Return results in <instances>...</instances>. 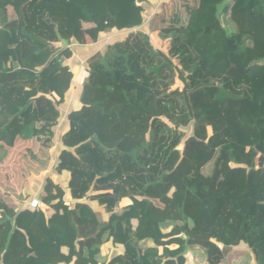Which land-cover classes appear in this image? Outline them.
<instances>
[{
    "label": "trees",
    "instance_id": "obj_1",
    "mask_svg": "<svg viewBox=\"0 0 264 264\" xmlns=\"http://www.w3.org/2000/svg\"><path fill=\"white\" fill-rule=\"evenodd\" d=\"M147 2L0 0V264H100L101 248L196 264L238 246L264 264V0H196L183 25H157L165 56L135 32ZM112 33L128 36L88 59L65 110L58 44Z\"/></svg>",
    "mask_w": 264,
    "mask_h": 264
},
{
    "label": "rangeland",
    "instance_id": "obj_2",
    "mask_svg": "<svg viewBox=\"0 0 264 264\" xmlns=\"http://www.w3.org/2000/svg\"><path fill=\"white\" fill-rule=\"evenodd\" d=\"M148 2L145 4V15H146V22L144 25L138 29L135 30V32L142 33L146 35L150 41V43L153 45L155 49H158L159 53L164 55L166 52V49L169 44V39H166L161 36L158 28V24H161L162 21L165 22L166 25H176L181 26L185 23L186 17L188 14V11L190 7H192L195 4L196 0H147ZM225 7V1H223L221 4L217 6V12H220ZM214 27L219 30L223 35H226L227 32L222 29L221 22L216 18V22ZM128 36L127 33L125 34H118V33H112L111 35L106 36L105 38H102L99 43H97L94 48H96V51L94 52V55L92 53V56H89L86 59H82L81 61H78V70H85L87 61L90 57L99 56L101 54H104L106 51V48L111 46L115 41H119L122 38H126ZM71 46V43L67 42H60L58 44V47L64 48ZM164 52V53H163ZM91 55V54H90ZM165 56V55H164ZM73 69V68H71ZM85 72V71H83ZM74 87V86H73ZM72 93V91H71ZM68 94L67 102L65 110H68L71 107L70 100H75L74 90L73 93ZM73 96V97H72ZM60 129V125L56 128V131L54 132L53 136V146L50 150V161L47 168V173H51L52 166L55 160V149L58 146V143L60 142V135H58V131ZM188 129V128H187ZM185 129V130H187ZM2 150V149H1ZM0 150V169H2V166L4 164V156H3V150ZM136 155V152L133 154ZM27 183H29L28 191L32 194L39 193L41 189V185L43 182V177H36L33 175L28 176ZM4 190V189H3ZM0 193H2V188H0ZM5 191V190H4ZM11 193V192H9ZM12 194V193H11ZM183 195V189L181 188L178 193H175V196H182ZM35 197V196H34ZM30 203V202H28ZM95 209L94 207L92 208ZM95 211V210H94ZM87 218H90L92 216L91 213L86 212L85 213ZM173 224H169V226L163 230V232H168L172 228ZM143 244L150 245L151 240H143ZM218 246H221L218 243ZM61 251L64 253H67L68 248L62 247ZM94 257L97 259V261L100 264H114L116 260V254L111 249H99L94 252H92ZM194 259L196 264H255L253 260V256L250 254L249 250L245 248V246H238L234 247L232 251L228 254L223 256L221 252H216L212 258H206L205 256L194 253Z\"/></svg>",
    "mask_w": 264,
    "mask_h": 264
},
{
    "label": "crops",
    "instance_id": "obj_3",
    "mask_svg": "<svg viewBox=\"0 0 264 264\" xmlns=\"http://www.w3.org/2000/svg\"><path fill=\"white\" fill-rule=\"evenodd\" d=\"M226 4V2H225ZM95 45H92V46H75V45H72L69 46V49L71 50V58H68L66 60L63 61V64L64 65H67L73 69H71V72L73 74V86L72 88L70 89L69 93H73V90H74V95L75 96V100H70V102L72 103L71 105L73 104H76L77 102V98H78V95L80 93V90H81V87L84 83V81L86 80L87 78V73L86 72H83L85 70H78V61H81V58L84 60L89 57V56H92V53L94 55V52L96 51V48H94ZM91 54V55H90ZM72 61V62H71ZM71 93V94H72ZM73 97V96H72ZM36 196V195H35Z\"/></svg>",
    "mask_w": 264,
    "mask_h": 264
},
{
    "label": "built area",
    "instance_id": "obj_4",
    "mask_svg": "<svg viewBox=\"0 0 264 264\" xmlns=\"http://www.w3.org/2000/svg\"><path fill=\"white\" fill-rule=\"evenodd\" d=\"M37 205H38V202H37L36 199H32V200L30 201V203H29V206H30V207H37Z\"/></svg>",
    "mask_w": 264,
    "mask_h": 264
}]
</instances>
